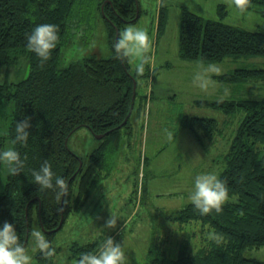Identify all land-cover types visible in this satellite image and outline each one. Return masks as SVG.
Returning a JSON list of instances; mask_svg holds the SVG:
<instances>
[{
	"label": "trees",
	"instance_id": "1",
	"mask_svg": "<svg viewBox=\"0 0 264 264\" xmlns=\"http://www.w3.org/2000/svg\"><path fill=\"white\" fill-rule=\"evenodd\" d=\"M84 0H0V69L9 65L13 54L24 51L29 59L26 78L9 84L0 83V104L13 102L14 110L6 136L0 137V149L6 139L13 144L17 120L30 118L31 127L26 144H13L26 157L24 170L8 175L0 193V224L5 220L16 227L20 242L26 248L33 219L46 238L51 240L94 191L106 168L101 150L90 156L88 167L79 168L81 159L70 151L65 140L82 127L92 134L106 135V149L118 148L120 131L129 125L128 116L133 96V81L128 59H121L113 44L124 23L135 22L139 16L137 0H93L101 11L107 28L113 55L109 58L89 56L58 71L57 62L67 21ZM235 5V0H232ZM104 6V7H103ZM255 11L264 18V0H248L245 11ZM221 18L205 20L197 14L183 11L179 23L178 55L183 60L204 63L221 62L227 57L264 58V31H249L223 21L224 8L218 7ZM161 11L158 15L160 26ZM39 23H55L59 41L51 57L40 58L27 48L26 35ZM226 84L264 83V68L235 69L216 78ZM135 89V98H136ZM226 115L242 114L230 145L224 155L220 173L225 180L230 199L223 211L201 215L192 203L169 216L179 223L199 224L206 232L214 231L221 239L206 240L190 253L180 246L175 257H168L159 246L147 251L146 264H264L244 251L264 247V96L239 100L197 101ZM124 120L125 123H124ZM195 141L204 147L203 137L211 138L218 131L214 118H183ZM102 149V148H100ZM47 159L53 171L67 180L68 192L57 198V189H41L30 169L38 168ZM2 164H0L1 174ZM60 228L55 231L59 226ZM204 229V230H205ZM99 241L72 247V256L84 251H96ZM51 248H55L50 246ZM44 258L36 255L38 264H53L54 253Z\"/></svg>",
	"mask_w": 264,
	"mask_h": 264
},
{
	"label": "rangeland",
	"instance_id": "2",
	"mask_svg": "<svg viewBox=\"0 0 264 264\" xmlns=\"http://www.w3.org/2000/svg\"><path fill=\"white\" fill-rule=\"evenodd\" d=\"M137 3L138 19L124 23L120 32L129 24L146 28L152 40L149 55L154 60L145 65L143 73L137 72L135 107L128 127L120 131L121 139L116 150L106 149V138L97 139L86 127L78 129L67 139V148L81 159L83 170L88 167L90 156L98 150L105 157L106 168L84 205L68 217L51 240L48 239L56 251L53 252V264H65V257H73L72 247L75 245L99 241L95 237L98 228L122 244L130 264H146L151 246L159 245L168 257H175L183 243L190 253L199 249L206 240V229L195 222H173L168 217L175 216L178 210L191 203L188 192L196 173L208 170L221 173L224 155L242 114L226 115L217 109L197 106L196 102L264 96L262 82L242 86L216 79L235 69L264 68L262 57H227L216 62L223 71L211 73L209 88L202 90L194 81L195 73L200 70V65L212 63L183 60L178 55L179 23L183 11L205 20H217L221 18L218 7L222 6L225 23L249 31H264V18L255 11L239 13L232 0H137ZM160 11L162 17L158 27ZM107 34L102 13L95 2L84 0L67 21L57 62L58 71L85 57H111L113 51ZM13 56L12 62L0 69V83L20 81L29 73L26 53L18 51ZM137 63L135 59H128L131 73L136 71ZM13 108L11 101L0 104V137L8 132ZM184 117L214 118L218 131L206 138L196 128L204 144L201 147L183 127ZM11 146V140L6 139L3 148ZM8 175L2 165L0 193ZM111 216L116 217V223L108 226L107 220ZM36 231L46 237L34 218L26 247L32 264H38L35 257L41 252L34 239ZM244 255L264 263V247L246 250ZM44 256L48 258L50 255Z\"/></svg>",
	"mask_w": 264,
	"mask_h": 264
},
{
	"label": "clouds",
	"instance_id": "3",
	"mask_svg": "<svg viewBox=\"0 0 264 264\" xmlns=\"http://www.w3.org/2000/svg\"><path fill=\"white\" fill-rule=\"evenodd\" d=\"M248 0H235V8L244 13ZM27 48L33 51L40 63L46 62L52 55L59 41L58 26L55 23H39L26 35ZM113 47L119 57L135 59L136 71L143 73L145 65L154 60L149 55L152 49V40L146 28L134 24L126 26L118 35ZM195 73L194 81L202 90H207L211 83V73H221L223 68L219 63L200 65ZM31 127L30 118L17 120L13 144L17 142L26 144ZM171 135V134H170ZM26 157L15 147L0 149V164L4 165L8 174L17 175L24 170ZM33 181L41 189H57V198L68 192L67 180L64 176L56 174L51 163L45 159L38 168L30 169ZM188 199L198 209L201 215L223 211V205L230 199L227 184L218 171H200L194 175ZM116 223V217L107 220L108 226ZM208 240L220 242L221 237L214 231L205 233ZM95 237L100 239V246L96 251H84L79 257H65V264H130L126 249L114 237L107 236L98 228ZM36 246L45 255L54 251L50 247L51 241L39 231L34 232ZM0 264H32V257L20 242L19 233L13 223L5 220L0 224Z\"/></svg>",
	"mask_w": 264,
	"mask_h": 264
},
{
	"label": "water",
	"instance_id": "4",
	"mask_svg": "<svg viewBox=\"0 0 264 264\" xmlns=\"http://www.w3.org/2000/svg\"><path fill=\"white\" fill-rule=\"evenodd\" d=\"M108 2H109V1H108ZM135 89H136V83H135V81H133V96H132V104H131V107H130V110H129V113H128L127 118L129 117V115H130V113H131V111H132V108H133V103H134V98H135ZM125 121H126V120H124V123H125ZM94 135H95V137H96L97 139H102V138L106 135V133H105V134H100V135H96V134H94ZM65 144H66V146H67V139L65 140ZM81 164H82V163L80 162L79 168L81 167ZM61 224H62V219H61V221H60L59 226L55 229V231H57V230L60 228Z\"/></svg>",
	"mask_w": 264,
	"mask_h": 264
},
{
	"label": "crops",
	"instance_id": "5",
	"mask_svg": "<svg viewBox=\"0 0 264 264\" xmlns=\"http://www.w3.org/2000/svg\"><path fill=\"white\" fill-rule=\"evenodd\" d=\"M204 118H208V117H204ZM190 132V131H189ZM191 133V132H190ZM192 135V134H191Z\"/></svg>",
	"mask_w": 264,
	"mask_h": 264
}]
</instances>
